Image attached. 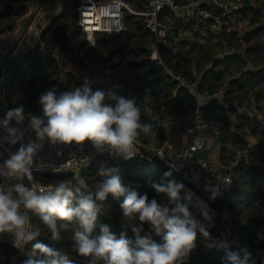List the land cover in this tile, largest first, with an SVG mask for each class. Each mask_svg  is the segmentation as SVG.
<instances>
[{
    "label": "trees",
    "instance_id": "16d2710c",
    "mask_svg": "<svg viewBox=\"0 0 264 264\" xmlns=\"http://www.w3.org/2000/svg\"><path fill=\"white\" fill-rule=\"evenodd\" d=\"M127 1L137 11L145 10L149 2ZM187 1L176 0L180 4ZM80 4L81 0H67L65 12L52 19L43 33L62 46L59 58L38 50L20 49L9 60L4 91L8 105L10 109L23 106L25 111V121L17 127L25 130L29 114L39 111L38 99L45 90L55 87L57 92L68 91L87 81L93 90L135 99L141 109V122L152 125V134L141 133L138 140L153 139L156 146L162 147L169 142L167 130L160 125L162 117L169 111L190 113L198 104L189 87H179L174 75H182L201 92L223 91L221 99L206 102L202 111L205 120L214 121L220 127L219 154L223 164L233 167L234 184L228 192H222L216 178L211 177L215 181L200 188L222 207V219L230 216L229 225H233L234 234L219 244L205 248L198 245L187 264H225L228 253L243 255L244 248L251 252L255 264H264V0H256L255 5L236 12L229 25L218 31L209 27L197 29L196 21L184 20L166 9L162 17L171 24V29L169 43L160 46L163 63L151 58L150 45L155 35L140 17L130 12L125 15L127 30L97 34L95 45L100 58L97 61L89 50L90 42L78 26ZM27 13L26 0H0V39L16 30ZM240 24L250 27L247 38L241 32L244 29L232 28ZM109 169L115 170L113 174L121 177L125 187L141 196L147 195L149 201L168 203L165 195L157 194L152 188V183L171 179L164 177L163 169L146 167L136 157L130 161H111L103 156L101 161L82 171L81 176L89 187L76 193L73 206L82 196L92 194L95 199L99 183L108 178L100 173ZM39 178L46 184H72L74 190L81 185L73 173H49ZM122 201L123 197L116 199L111 195L104 201H96L102 211L92 236L100 234L101 225H108L117 238L126 233L127 238L135 239L131 228L140 224L139 219L129 222L123 217ZM29 213L33 228H39L40 236L24 245L15 264H24L37 242L65 253L71 264H89V258L74 251L75 222L58 221L60 238L53 240L39 217ZM62 224L67 226L60 227ZM141 234L163 243L162 237L147 223L143 224ZM17 252L8 243H0V259L4 253L9 256L6 264H12Z\"/></svg>",
    "mask_w": 264,
    "mask_h": 264
},
{
    "label": "clouds",
    "instance_id": "9594fccd",
    "mask_svg": "<svg viewBox=\"0 0 264 264\" xmlns=\"http://www.w3.org/2000/svg\"><path fill=\"white\" fill-rule=\"evenodd\" d=\"M38 103L42 115L28 116V128L35 133L36 141L21 144L0 164V178L16 181L11 185L0 183V234H12L16 248L40 236L39 228H33L30 222L29 212L39 217L53 240L60 238L58 221L75 222L74 251L89 258V264H184L196 247L197 233L209 238L208 225L198 221L189 210L193 204L191 195L185 191L182 196L185 186L175 179L152 183L157 194L167 197L168 203L163 204L156 199L149 201L147 195L141 196L125 187L112 169L101 171L100 174L108 178L99 183L95 199L92 194L82 196L76 206H73L76 193L87 189L83 182L75 190L64 182L38 188L34 184L25 186L22 182L25 178L33 180L34 156L45 140L64 145L87 141L98 152L107 150L113 156L131 159L136 154L134 147L140 134H152L151 123L141 122V109L135 99L117 96L111 91L93 90L87 81L68 91L57 92L51 87L40 94ZM13 120L16 125L23 124V106L8 110L0 119V127L7 133L0 137V142L14 145L23 138L21 128L11 125ZM158 155L163 158L162 154ZM171 176V171L164 173V177ZM216 194L213 193V198ZM109 195L116 199L123 197L120 207L127 221L138 217L140 224L131 228L134 240L127 238L126 233L117 238L108 225H101L100 234L92 236L102 211L96 201H104ZM202 214L205 220L211 221L206 206ZM144 223L162 237V244L141 234ZM241 252L243 255L228 253L225 264H255L248 249H241ZM24 264H71V261L65 253L37 242Z\"/></svg>",
    "mask_w": 264,
    "mask_h": 264
},
{
    "label": "built area",
    "instance_id": "2783aa9c",
    "mask_svg": "<svg viewBox=\"0 0 264 264\" xmlns=\"http://www.w3.org/2000/svg\"><path fill=\"white\" fill-rule=\"evenodd\" d=\"M28 5V13L23 19L27 24L20 25L19 29L24 28V31L18 32L17 29L9 31L4 34L0 39V60L7 56L10 59L15 57L20 49L35 51L38 50L42 53L51 55L52 57L59 58L62 51V46L56 43L53 39L44 37V31L49 25L52 19L62 15L67 7V0H26ZM256 0H188L186 3L180 4L176 0H149L146 9L143 11H137L127 0H81V4L77 9L78 14V26L85 34L86 39L91 45L96 43L95 37L99 33H120L127 30L125 24V15L130 12L133 15L140 17L146 28L151 31L155 37L150 45L151 58L157 60L159 63H163L160 54V46L167 45L170 40L171 24L163 19L162 15L166 9L173 11L176 16L184 20L196 21L195 27H209L214 31L221 30L225 25H229L231 17L236 12L248 8L250 5H255ZM22 19V20H23ZM210 22V26H208ZM232 28L248 33L250 27L247 24L235 25ZM169 73L173 74L170 70ZM174 75V74H173ZM179 81V87L187 85L192 94H194L198 100V104L194 110L190 113H181L176 111L167 112L161 119L160 125L166 129L178 125L180 122H190L191 127L188 131L189 146L185 149H174L171 145L166 144L162 147H145L137 139L134 147L135 156L137 160L153 170L163 169L164 165L172 166L178 173L186 175L191 181H193L198 187H202V184L197 183L192 174L188 171V167H198L202 170H212L216 173V181L219 184V189L222 192H228L234 184L233 167L225 164H214L207 160L199 153L209 147L212 138L204 137L202 132L209 131L214 135L220 133L219 125L214 121H207L203 116L202 106L206 102L213 99H221L224 95L223 91L214 93L198 91L195 84H188L185 77L182 75H174ZM10 110L8 105L7 95L5 92L0 94V119H3L5 113ZM12 126H17L13 120ZM34 137L29 136L28 139L36 141V135L32 132ZM7 135L6 131L0 127V137ZM257 140H255L256 142ZM19 142V141H18ZM17 142V143H18ZM253 142V141H252ZM16 143V144H17ZM16 144H9L0 142V149L7 151L5 154L0 153L2 159L1 164L9 157L11 153L9 150ZM26 145V143H24ZM145 150L149 151L146 152ZM109 158L111 161H130L131 159H124L123 157H116L107 150L104 152H98L93 146H87L83 144H52L45 140L43 147L34 156L33 180L28 181L26 178L22 181L25 186L33 184L38 188L41 186L56 185L52 182L46 184L39 178L43 174H66L73 173L76 180L80 183L83 178L81 173L84 169L92 166L94 163L101 161L102 154ZM158 154H162L161 158ZM242 155V154H240ZM157 156L162 164L156 162L154 157ZM166 172V171H165ZM171 179H175L179 182L177 175H172ZM200 181L203 183H210L215 181L211 177H201ZM16 181H8L4 178H0V183L10 185ZM185 188L183 192L187 191L193 200V204L189 206V210L192 215L200 221L202 224L208 225V231L210 233L208 239H204L191 251L189 256L185 259L184 264L189 263L193 253L197 251L198 245L201 248H205L211 244H219L225 242L227 238L234 234L233 225H228L225 230L220 229V212L202 197H200L196 191L191 189L187 184L183 183ZM73 188V185L70 184ZM206 206L208 215L211 217V221L204 219L202 209ZM30 216V213H28ZM30 222L31 216H30ZM200 233H197V238L201 237ZM14 236L10 233L0 234V243L6 242L12 248H16L13 245ZM22 248H16L17 254L12 257V264L17 262L19 254L22 252ZM8 254L4 253L1 256L0 264H6L8 261Z\"/></svg>",
    "mask_w": 264,
    "mask_h": 264
},
{
    "label": "crops",
    "instance_id": "0c3cea01",
    "mask_svg": "<svg viewBox=\"0 0 264 264\" xmlns=\"http://www.w3.org/2000/svg\"><path fill=\"white\" fill-rule=\"evenodd\" d=\"M4 59L0 60V65ZM191 127L190 122H180L178 125L175 127L171 128L170 130H167V133L169 134V142L168 144L171 145L174 148H177L176 150L179 149H185L186 147L189 146V138H188V131L189 128ZM202 135L204 137H209L212 138V141L205 150L201 151L199 154L204 156V157H209L207 160L211 161L214 164L221 163V158L219 154V143L217 140V136L214 135L213 133L209 131H204L202 132ZM140 143L144 145L145 147H155V142L153 139H150L148 141L143 142L140 140ZM105 156V153L102 154V157ZM190 174H192V178L199 184L205 185L202 181H200L201 177H204L207 179V177H212L214 176V171L212 170H202L199 169L198 167H189ZM216 176V175H215ZM185 192H181V195L183 196Z\"/></svg>",
    "mask_w": 264,
    "mask_h": 264
},
{
    "label": "water",
    "instance_id": "95a60500",
    "mask_svg": "<svg viewBox=\"0 0 264 264\" xmlns=\"http://www.w3.org/2000/svg\"><path fill=\"white\" fill-rule=\"evenodd\" d=\"M21 25H24V28L27 27V24L28 23H25V20H21L20 22ZM248 36V33H246L244 35V38H247ZM90 51L93 52L94 54V57L97 61H100V58H99V53H98V48L95 44L91 45L90 48H89ZM10 60V56H7L4 58V60L2 61L1 65H0V94L2 92L5 91V88H6V72H7V67H8V62ZM35 116H41L42 115V112H41V108L39 109V111L37 113L34 114ZM29 124V123H28ZM24 135H23V138L15 145L13 146L10 150H9V153H14L18 150V148L21 146V144H24V143H28L30 140L28 139L29 136H32L34 137V135L32 134V131L28 128V125L27 127L25 128V130L23 131ZM146 152H149L147 150H145ZM0 153L1 154H5L7 153V151L3 150V149H0ZM154 160L160 164H162V161L157 157L155 156L154 157ZM163 170L166 171V172H169L171 171L172 172V175H177L178 178H179V182H182V183H185L187 184L191 189H193L194 191H196V193L202 197L204 200H206L208 203H210L212 206H214L216 209H218V211L220 212V219H222V214H223V209L222 207L214 200L212 199L211 197H209L207 195V193L201 189L200 187H198L193 181H191L186 175L182 174V173H178L172 166H169V165H164L163 167ZM81 182H83V184L88 188V183L87 181L82 178L80 180V184ZM205 238L203 236L201 237H198L197 240H196V244H198L199 242H201L202 240H204Z\"/></svg>",
    "mask_w": 264,
    "mask_h": 264
},
{
    "label": "rangeland",
    "instance_id": "374dc122",
    "mask_svg": "<svg viewBox=\"0 0 264 264\" xmlns=\"http://www.w3.org/2000/svg\"><path fill=\"white\" fill-rule=\"evenodd\" d=\"M21 22V21H20ZM21 25V24H20ZM19 25V26H20ZM19 26H18V29H17V31L18 32H20V31H24V28H22L21 30L19 29ZM20 30V31H19ZM242 33H244V32H246V31H241ZM97 38H98V36H96L95 37V39H96V41H97ZM264 103V102H263ZM84 144L85 145H87V146H93L92 144H91V142H84ZM174 148V147H173ZM174 149H177V148H174ZM206 158V157H205ZM209 157H207L206 159H208ZM1 164V163H0ZM191 167H193V166H191ZM188 170H189V167H188ZM218 172L216 171V173H214V176H212V177H215L216 178V174H217ZM231 221L232 220H230V216L229 215H225L224 216V218L221 220V222H220V229H223V230H225L226 228H227V226L231 223Z\"/></svg>",
    "mask_w": 264,
    "mask_h": 264
}]
</instances>
